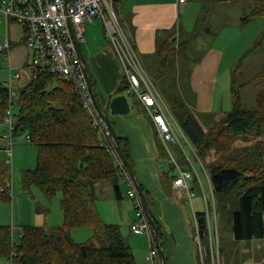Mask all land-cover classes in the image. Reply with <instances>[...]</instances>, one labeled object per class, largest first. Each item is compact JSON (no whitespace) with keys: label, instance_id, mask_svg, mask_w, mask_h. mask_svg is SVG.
Listing matches in <instances>:
<instances>
[{"label":"trees","instance_id":"1","mask_svg":"<svg viewBox=\"0 0 264 264\" xmlns=\"http://www.w3.org/2000/svg\"><path fill=\"white\" fill-rule=\"evenodd\" d=\"M116 1L113 0L114 8ZM246 1L252 11L243 19V24L256 17L264 21V0ZM175 43V39L156 40L155 54L161 68L159 76L168 74L170 67L174 70L181 42ZM259 47H264V33L252 49ZM89 78L94 86L90 75ZM127 90L124 79L116 93ZM230 97L231 108L219 121L204 127L189 115L180 127L201 161L214 152L213 160L206 168L217 218L219 212H228L236 240L258 239L264 244V93L257 95L255 109H243L240 88L232 75ZM12 106L13 98H9L8 89L0 83L1 123ZM11 113L14 118L12 135H24L36 147L35 167L23 172V182L27 186L37 185L48 198L60 194L63 223L48 234L41 227L23 226L17 245L12 244V229L0 225V258L7 261L15 251L13 264H136L119 227L105 223L98 212L95 185L110 182L115 195L120 197L118 183L124 179L115 166L114 155L101 146L91 119L72 86L51 74L35 75L20 89L16 112L12 109ZM111 123L121 151L132 164L127 137ZM240 139L249 145L234 146ZM4 186L0 193L6 200V183ZM148 203L151 207L149 200ZM209 204L212 205L211 201ZM152 217L161 240V226L153 213ZM195 218L204 248L202 263L213 264L208 218L203 212H196ZM82 227L92 230V238L85 243H76L70 232ZM198 262L200 264L199 257Z\"/></svg>","mask_w":264,"mask_h":264},{"label":"rangeland","instance_id":"2","mask_svg":"<svg viewBox=\"0 0 264 264\" xmlns=\"http://www.w3.org/2000/svg\"><path fill=\"white\" fill-rule=\"evenodd\" d=\"M212 1L213 0H203L202 6L199 3L196 5L197 7L195 6V9L191 11L188 17L189 21L185 22L188 28L186 27L185 32L184 30L181 31V43L177 50L174 70L170 67L168 69V74L159 76L158 72L161 71L159 59L156 56L148 59L140 57L161 99L165 103L173 119L179 125L183 124L189 115H192L202 126L206 127L214 121H219L224 115L218 112L211 117L209 116L210 114H201L198 112L196 110L197 94L191 89L190 84L188 85L193 69L202 62L204 56L209 52L211 45L222 49L224 56L221 60V66H228L231 76L235 75L237 87L240 88V104L243 109H255L257 95L259 93H264V47L252 49L254 43H256L264 33L263 19L256 17L249 19L250 21L247 24H243V19L249 17L252 11L250 4L246 0H234L230 5H219L214 8H212ZM117 3H119V0L115 2V4ZM226 27L230 28L226 29ZM206 28L211 29L212 34L206 35ZM104 34L107 36L106 27L101 20L96 19L92 23L85 24L83 32L85 41L80 44L85 56H88L91 51H96L98 48L97 45H103L105 43L103 38H106L108 40L106 42L110 44L109 38L104 37ZM216 35L218 36L216 37ZM4 36L5 27L0 24V42L2 40L4 41ZM17 37L14 39L16 42H19V44L16 45L18 46L17 48H19L16 53L17 57L21 58L23 57L25 49L23 43H20L21 36L18 35ZM9 67L10 65L4 58V55H0V83L3 85H5V81L8 79ZM3 79H5V81ZM19 82L17 87H15V94L13 96L12 109L15 112L17 108V97L20 91L19 88L27 84V79L22 78ZM125 95L132 106L135 107L133 95L129 93ZM221 104L223 106L225 100ZM6 132H9L8 128ZM249 137L251 141L252 137ZM26 138L27 137H18L16 141L14 140V145L19 144L22 145V147H30V150H32L35 155L34 145ZM248 145L249 143H244L241 139L237 140L234 144V146L238 148H243ZM169 146L176 156L177 161L182 165L185 164L182 153V159H180V155H177V149L174 145L170 144ZM183 148L198 170L201 183L204 186L207 202L211 201L212 203V205L210 204L209 211H207L204 200H202L203 195L200 187H193L195 198L192 201V209L197 212L205 213L208 218L210 230V239L208 242L216 258V264L264 263V244L261 240L252 239L248 241H238L234 238L232 233L229 213L219 212L217 218L216 203L215 200L212 201V198L211 200L209 199V189L207 188L204 175L201 173L199 162L194 155L191 154L186 145H183ZM28 152L29 151L22 153L20 157L15 154L13 156H7V153L5 155L3 152L0 153V161L7 162V164L0 167V188L5 187L4 185L6 183V188L8 190L7 198L9 199L6 198V200H4L1 198L4 195L0 193V225L9 226L10 228L13 227L12 230L16 237L19 236L23 226L33 225L35 218H31L30 215L33 216L36 210L42 214L36 218L40 223L39 227H41L46 234L49 233V226L59 227L63 223V215L59 203L60 194L48 198L37 185L30 184L27 186L23 182V172L35 167V164H30V155ZM213 157L214 152L211 151L207 157L208 159L206 158L204 162L201 161L202 166L206 168V165L209 164V161L213 160ZM169 160L165 159L168 163ZM208 171L207 169V173ZM111 186L112 183L110 182H102L99 187H95V193L98 197V201L96 202L98 211L105 223L118 225L124 237H128V235L132 236L128 231L127 225L129 224L130 217L134 216L135 209L131 199L128 198V189L126 185L120 183L122 199L116 201L113 195H110ZM110 196L113 198L110 199ZM186 207L189 212L192 211L189 203H186ZM143 235L147 236L146 234ZM70 236L76 243H85L92 238V230L87 227L75 228L70 232ZM200 248L203 256L204 248L201 243ZM0 264H5V260L0 258Z\"/></svg>","mask_w":264,"mask_h":264},{"label":"crops","instance_id":"3","mask_svg":"<svg viewBox=\"0 0 264 264\" xmlns=\"http://www.w3.org/2000/svg\"><path fill=\"white\" fill-rule=\"evenodd\" d=\"M232 1L234 0H213L212 8L219 5H230ZM202 2L203 0H186L184 3H179L178 0H119V3L115 4V11L124 33L141 62L140 57L148 59L156 56L155 43L158 38L175 39L176 45L177 42L180 43L181 31L184 30L185 32L187 27V25H185L187 23L185 22L189 21L188 17L191 11L195 9V6L199 3L202 6ZM2 25L5 27L4 39L7 38L10 44L8 51L0 53V55H4V58L10 65L8 79L7 81H5V79L3 80L5 81V85L10 84L12 91L15 93V87H17V84H19V81L23 78L21 70L29 61L30 51L23 39L24 33L22 26L16 23ZM228 28L230 27H226V29ZM205 34H212V30L206 28ZM15 35L16 37L18 35L21 36L20 43H23L25 49L23 57L21 58L17 57L16 51H18L19 48H17L18 46L16 45H18L19 42L14 40L16 39ZM217 36L218 35H216V37ZM104 37L107 36L104 34ZM103 39L105 43L103 45H97L98 48L96 51L89 52L88 56H85L83 51L82 53L86 59L88 75L91 76L94 83L93 91L96 100L100 108L108 112L111 99L120 95L117 94L116 91L118 87L122 85L124 75L110 40V44H108V42H106L108 40L106 38ZM2 42L3 40L0 44ZM223 56L222 49L211 45L209 52L204 56L202 62L193 69L192 75L188 81V85L190 84L191 89L197 94L196 110L201 114L214 115L218 112L220 114H225L231 108V74L228 66H221ZM22 64L23 66L21 67ZM142 66L144 68L143 64ZM20 89L21 88H19V90ZM126 93L128 94L129 92L127 91ZM126 93L122 94L125 95ZM134 99L135 107L132 106L128 100L130 104V113L128 115L109 116V118L111 122L115 124L118 131L128 139L129 152L135 175L144 192L147 194V199L151 203L153 215L161 226L163 239L160 241L162 242V250L166 258V264H199L198 246L194 241V214L197 211L192 209V201L195 196L191 202L184 197L178 196L176 189L172 186V180L176 176V171L169 160L170 158L162 142L157 136L156 128L152 123L151 117L141 103L135 97ZM224 100L225 104L222 106L221 103ZM6 131L7 126L0 122V153L3 152L4 155L7 153V156H13L15 154L20 157L22 153L29 151L30 164H35V146L34 155L30 147H22V145L19 144L14 145L17 138L25 137L24 135H12L10 139L12 148L9 153L5 150L10 143L9 139L4 138V135L8 134ZM174 147L177 149V155H180L179 158L182 159L180 149L176 145H174ZM165 159H168L169 163L165 161ZM5 164H7L6 161H0V167ZM120 183L126 185V182L122 180L118 183L119 188ZM99 185L100 183H97L95 187H99ZM188 185L193 190V187L198 186V183L196 180H191L188 182ZM110 191V195H113L116 201L122 199L121 191L120 197L115 195L113 184ZM112 198L110 196V199ZM186 203L190 204L192 209L191 212H189L186 207ZM39 215L42 214L37 210L33 216L30 215L31 218H35L32 226L39 227L40 223L36 218L39 217ZM133 219L134 216L130 217L129 224L127 225L128 231L132 236L128 235V237H124L122 232L121 234L131 248L136 264H150L145 259L149 250L148 237L143 234L136 235L131 233L130 226ZM52 228L55 227L49 226L48 231Z\"/></svg>","mask_w":264,"mask_h":264},{"label":"built area","instance_id":"4","mask_svg":"<svg viewBox=\"0 0 264 264\" xmlns=\"http://www.w3.org/2000/svg\"><path fill=\"white\" fill-rule=\"evenodd\" d=\"M178 2L184 3L186 0H178ZM96 19L101 20L106 27L107 37L114 48L122 67L124 79L128 84L127 91L141 103L151 117L157 136L176 171L172 186L176 189L179 197H184L191 202L195 192L189 187L188 182L196 180L202 191L206 209L209 211L210 204L207 202L198 170L189 155L184 151L183 145L188 147L191 154L199 162L201 173H203L209 189L210 198L214 201L207 170L202 166L196 150L182 131L180 125L171 116L155 85L146 74L123 31L113 0H0V23L5 25L16 23L22 26L23 39L30 51L29 61L21 70L22 77L27 79V82H30L35 75L51 74L72 86L73 91L79 96L83 108L91 119L92 127L98 134L101 146L107 148L114 155L115 166L120 170V175L126 182L127 195L133 200L135 209L130 231L136 235L146 234L148 236L149 250L145 259L150 264H161L156 243L153 240L151 226L142 208L139 195L115 151L114 143L104 121L94 108L85 79L84 68L78 58L75 44L70 34L69 23L71 24L75 40L81 44L84 41L85 24L92 23ZM9 45V40L5 38L0 44V53L8 51ZM5 86L8 89L9 98H13L15 93L12 91L10 84ZM11 110L9 107L3 119L9 130L8 134L4 135V138L9 140L14 131V118ZM170 144L176 145L180 149L185 164L182 165L177 161L169 146ZM5 150L8 153L10 152L11 140ZM194 225V241L198 246L200 264H203L199 229L195 214ZM21 234L20 231L19 236L16 237L12 233V244L17 245L19 243ZM15 256L16 253L13 251L8 260L5 261V264H13ZM211 256L212 263L216 264L217 261L212 248Z\"/></svg>","mask_w":264,"mask_h":264},{"label":"water","instance_id":"5","mask_svg":"<svg viewBox=\"0 0 264 264\" xmlns=\"http://www.w3.org/2000/svg\"><path fill=\"white\" fill-rule=\"evenodd\" d=\"M68 25H69L71 37H72L74 44H75V48H76L78 58H79L80 62L83 65V68H84L83 70H84V74H85V79H86V82L88 85V90L91 94V98L93 101L94 108H95L96 112L98 113V115L100 116V118L104 121V123H105V125L109 131L110 137L114 143L115 151H116L118 157L120 158L121 162L123 163L131 181L134 183L135 189L139 195V198H140V201L142 204V208H143L144 213H145V215L148 219V222L151 226V231L153 233V237H154V240L156 242V247L158 250V256H159L160 263L166 264V258L164 256V253L162 250V242L159 240V237H158L156 221L152 217L151 207L148 203V200L146 198L144 190H143L142 186L140 185V182L138 181V179L135 175L132 164L130 163L129 160L126 159L123 152L121 151V148H120V145L118 142L117 133H116V131H115V129L111 123L110 118H109V116H120V115H127L130 113V104H129L128 98L126 95H123V94L117 95L111 99L109 106H108V112H104L100 108V106L96 100V97H95V94L93 91V86L91 84V81H90V78L88 75L86 59L82 53L80 44L74 38V34H73L72 28H71V24L69 23Z\"/></svg>","mask_w":264,"mask_h":264}]
</instances>
